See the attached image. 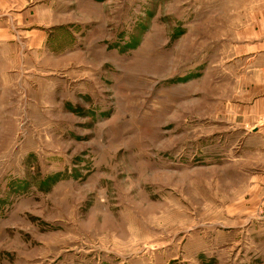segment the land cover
<instances>
[{"label": "rangeland", "instance_id": "374dc122", "mask_svg": "<svg viewBox=\"0 0 264 264\" xmlns=\"http://www.w3.org/2000/svg\"><path fill=\"white\" fill-rule=\"evenodd\" d=\"M48 2L49 72L0 107V264H264L241 0Z\"/></svg>", "mask_w": 264, "mask_h": 264}, {"label": "crops", "instance_id": "0c3cea01", "mask_svg": "<svg viewBox=\"0 0 264 264\" xmlns=\"http://www.w3.org/2000/svg\"><path fill=\"white\" fill-rule=\"evenodd\" d=\"M48 1L0 0V100L17 99L18 92L32 84L27 76L44 68L49 72L51 35L60 26L51 25L59 10ZM233 7L235 36L227 65L240 83L233 105L238 120L234 132L244 136L237 151L242 161L264 166V0H241ZM7 105L11 103H0Z\"/></svg>", "mask_w": 264, "mask_h": 264}, {"label": "built area", "instance_id": "2783aa9c", "mask_svg": "<svg viewBox=\"0 0 264 264\" xmlns=\"http://www.w3.org/2000/svg\"><path fill=\"white\" fill-rule=\"evenodd\" d=\"M262 121H263V123H264V117H263V120H262Z\"/></svg>", "mask_w": 264, "mask_h": 264}]
</instances>
